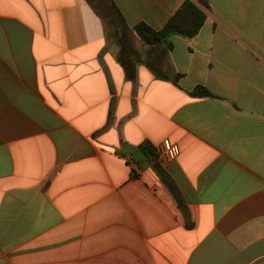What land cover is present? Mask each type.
Returning <instances> with one entry per match:
<instances>
[{
  "label": "crops",
  "instance_id": "1",
  "mask_svg": "<svg viewBox=\"0 0 264 264\" xmlns=\"http://www.w3.org/2000/svg\"><path fill=\"white\" fill-rule=\"evenodd\" d=\"M185 1L0 0V264H264V0Z\"/></svg>",
  "mask_w": 264,
  "mask_h": 264
},
{
  "label": "trees",
  "instance_id": "2",
  "mask_svg": "<svg viewBox=\"0 0 264 264\" xmlns=\"http://www.w3.org/2000/svg\"><path fill=\"white\" fill-rule=\"evenodd\" d=\"M202 5H205L204 0H198ZM108 5L112 7L111 2ZM206 21V14L201 10L194 0H186L176 14L168 21L165 27L159 31H156L146 25L145 23L138 24L134 27V34L141 40L144 45L147 46H159L161 44H167L168 48H171L170 38L173 35H180L185 38H194L198 35L204 23ZM125 50L122 51V59ZM163 78L168 79L164 76ZM179 76L176 75L172 80L177 83ZM197 97H214V95L203 86L196 87L192 93ZM144 154L149 158L154 170L159 174L162 181L171 189L175 194L174 186L170 181L169 176L164 171L160 162L158 161V153L156 149H153L151 145L145 144L140 147Z\"/></svg>",
  "mask_w": 264,
  "mask_h": 264
},
{
  "label": "built area",
  "instance_id": "3",
  "mask_svg": "<svg viewBox=\"0 0 264 264\" xmlns=\"http://www.w3.org/2000/svg\"><path fill=\"white\" fill-rule=\"evenodd\" d=\"M164 153L169 160H175L180 155V147L178 145H168L164 149Z\"/></svg>",
  "mask_w": 264,
  "mask_h": 264
}]
</instances>
